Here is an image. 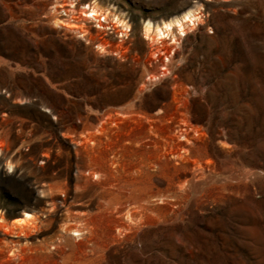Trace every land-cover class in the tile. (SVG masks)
I'll list each match as a JSON object with an SVG mask.
<instances>
[{
    "label": "rangeland",
    "instance_id": "374dc122",
    "mask_svg": "<svg viewBox=\"0 0 264 264\" xmlns=\"http://www.w3.org/2000/svg\"><path fill=\"white\" fill-rule=\"evenodd\" d=\"M0 264H264V0H0Z\"/></svg>",
    "mask_w": 264,
    "mask_h": 264
},
{
    "label": "bare ground",
    "instance_id": "6f19581e",
    "mask_svg": "<svg viewBox=\"0 0 264 264\" xmlns=\"http://www.w3.org/2000/svg\"><path fill=\"white\" fill-rule=\"evenodd\" d=\"M73 5L74 4L71 3V4H69V7H73ZM83 14L86 17H97L98 16V11L94 8V9H92L90 11V13L87 12V13H83ZM196 19H197L196 14H194L193 12H188V13H185L181 18H176V19H173L172 21L164 22L162 25H153L151 23H148L145 26V29H144L145 31L144 32H145L146 36H149L150 33H153V35L156 37V39L159 40V39H162V38H167L169 36H172V34L174 32V29H176L180 34H183L184 31H185V27L187 25H194L195 21H197ZM56 22L58 24L63 22L64 25H69V26L72 25V26H75V27H79V24H77L78 22L75 23V24H71V23H66L64 20H61V19H57ZM81 36H83V35H81ZM171 39L173 41V36H172ZM89 138H90V136H89ZM89 138L85 137L84 138V142L90 141ZM92 177L93 178H98L97 173L96 174L92 173ZM32 216L33 215H31L29 213H25V219H29ZM20 220L23 221L24 219H20Z\"/></svg>",
    "mask_w": 264,
    "mask_h": 264
}]
</instances>
